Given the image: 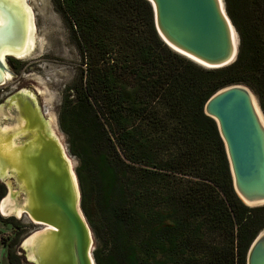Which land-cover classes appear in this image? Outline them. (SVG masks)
<instances>
[{
    "label": "trees",
    "instance_id": "obj_1",
    "mask_svg": "<svg viewBox=\"0 0 264 264\" xmlns=\"http://www.w3.org/2000/svg\"><path fill=\"white\" fill-rule=\"evenodd\" d=\"M256 1L258 21L240 0H224L239 51L230 65L208 69L162 42L147 0H52L85 60L79 83L64 91L59 124L79 160L96 264H245L264 205L247 207L234 193L203 107L242 83L264 113V0ZM15 242L7 260L21 264Z\"/></svg>",
    "mask_w": 264,
    "mask_h": 264
},
{
    "label": "water",
    "instance_id": "obj_2",
    "mask_svg": "<svg viewBox=\"0 0 264 264\" xmlns=\"http://www.w3.org/2000/svg\"><path fill=\"white\" fill-rule=\"evenodd\" d=\"M147 1L156 33L168 48L208 69L235 61L240 39L224 0ZM38 96L20 88L0 103V182L5 186L0 205L7 200L14 207L8 217H27L40 226L20 242L26 262L96 264L74 162L50 132L52 123ZM203 112L216 124L234 193L247 207L263 206L264 113L256 94L246 84L225 86L206 100ZM245 264H264V228L251 241Z\"/></svg>",
    "mask_w": 264,
    "mask_h": 264
},
{
    "label": "rangeland",
    "instance_id": "obj_3",
    "mask_svg": "<svg viewBox=\"0 0 264 264\" xmlns=\"http://www.w3.org/2000/svg\"><path fill=\"white\" fill-rule=\"evenodd\" d=\"M27 1L34 14L35 47L30 57L6 58V63L14 73V77L5 85L0 86V103L3 102L5 97L20 88L32 89L38 92V100L42 111L45 113V117L50 118L52 127L66 147L67 153L76 168L79 165V160L69 152L67 136L60 128L59 113L64 91L68 87L79 83L81 69L86 68L85 60L76 45L71 41L66 23L62 15L55 9L52 0ZM240 1L251 12L254 20L261 19V8L256 0ZM40 39L43 40L41 48ZM0 184L2 183L0 182ZM2 185L4 186V184ZM1 218L8 219V217L0 214V264H10L7 260V249L8 243L14 238L16 242L11 249L20 256L21 264H32L24 260L21 254L20 242L28 234L39 229L40 226L30 222L27 217H13V220L9 222ZM15 223L19 225L18 228L13 226ZM93 239L94 249L98 248L100 242L94 236V233Z\"/></svg>",
    "mask_w": 264,
    "mask_h": 264
},
{
    "label": "bare ground",
    "instance_id": "obj_4",
    "mask_svg": "<svg viewBox=\"0 0 264 264\" xmlns=\"http://www.w3.org/2000/svg\"><path fill=\"white\" fill-rule=\"evenodd\" d=\"M36 27L34 14L27 0H0V86L12 80L13 74L8 67L5 55L16 58L30 57L35 47ZM40 39V48L42 47ZM50 132L55 134L53 127ZM14 207L5 200L0 205V213L7 216ZM16 215H18L16 213Z\"/></svg>",
    "mask_w": 264,
    "mask_h": 264
}]
</instances>
